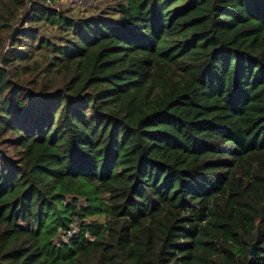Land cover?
I'll list each match as a JSON object with an SVG mask.
<instances>
[{
	"label": "trees",
	"instance_id": "trees-1",
	"mask_svg": "<svg viewBox=\"0 0 264 264\" xmlns=\"http://www.w3.org/2000/svg\"><path fill=\"white\" fill-rule=\"evenodd\" d=\"M29 1L0 0V264H264V0Z\"/></svg>",
	"mask_w": 264,
	"mask_h": 264
},
{
	"label": "rangeland",
	"instance_id": "rangeland-1",
	"mask_svg": "<svg viewBox=\"0 0 264 264\" xmlns=\"http://www.w3.org/2000/svg\"><path fill=\"white\" fill-rule=\"evenodd\" d=\"M55 4L57 6H59L60 9L64 8L63 12L67 16H71L74 19L78 20V19H86L89 16H91L92 14H94L96 12V9H98V6L110 5L111 4V0H89V5L86 6V7L79 6V7L66 8L68 6L65 5L63 0H58ZM8 40H9V38L7 39V41Z\"/></svg>",
	"mask_w": 264,
	"mask_h": 264
},
{
	"label": "built area",
	"instance_id": "built-area-1",
	"mask_svg": "<svg viewBox=\"0 0 264 264\" xmlns=\"http://www.w3.org/2000/svg\"><path fill=\"white\" fill-rule=\"evenodd\" d=\"M40 1V0H37ZM49 3L52 4L53 7L56 8L57 11H60V7L57 6L54 2H51L50 0H48ZM63 2L65 3V5H67L68 7H86L89 5V0H63ZM35 4L36 7H41L40 6V2L35 3L33 0H30L28 2V7L31 9L32 6ZM30 14H32V11H30ZM77 232V225L74 224L68 231L66 234H64L63 239L65 241H68L71 237L74 236V234Z\"/></svg>",
	"mask_w": 264,
	"mask_h": 264
},
{
	"label": "water",
	"instance_id": "water-1",
	"mask_svg": "<svg viewBox=\"0 0 264 264\" xmlns=\"http://www.w3.org/2000/svg\"><path fill=\"white\" fill-rule=\"evenodd\" d=\"M255 246L252 247V253L254 254L255 253Z\"/></svg>",
	"mask_w": 264,
	"mask_h": 264
}]
</instances>
